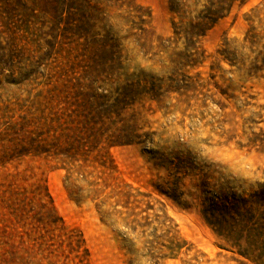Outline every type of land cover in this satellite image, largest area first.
Listing matches in <instances>:
<instances>
[{
	"label": "rangeland",
	"instance_id": "obj_1",
	"mask_svg": "<svg viewBox=\"0 0 264 264\" xmlns=\"http://www.w3.org/2000/svg\"><path fill=\"white\" fill-rule=\"evenodd\" d=\"M35 1L44 11L22 39L26 61L18 35L0 34V124L19 115L35 120L36 96L59 100L73 128L93 126L97 149L114 166L109 181L144 195L128 207L145 227L129 222L123 199L98 207L80 182L70 198L56 161L69 138L54 142L51 133L45 150L59 156L11 148L3 157L0 243L3 229H14V199L32 203L14 231L24 250L11 255L0 244V264H264V0L234 5L191 42L173 35L167 0H86L92 20L71 31L52 20L47 0ZM21 63L29 76L22 85ZM118 134L123 144L107 149ZM43 185L55 230L33 199L45 194ZM163 214L184 241L171 259L161 257L164 231L155 230ZM68 231L86 253L71 251ZM38 232L51 249L38 250Z\"/></svg>",
	"mask_w": 264,
	"mask_h": 264
},
{
	"label": "trees",
	"instance_id": "obj_2",
	"mask_svg": "<svg viewBox=\"0 0 264 264\" xmlns=\"http://www.w3.org/2000/svg\"><path fill=\"white\" fill-rule=\"evenodd\" d=\"M167 1L173 20V35L175 37L184 36L186 41L188 40V42H191L202 38L205 32L209 30L218 19L224 17L231 11L234 5L243 6L249 0H203L201 10H197V7L200 6V0ZM117 2L124 3L127 1L117 0ZM87 5L88 2L86 0H47L46 6L51 12L52 20L57 23L58 26L63 23V30L71 31L81 24L91 22L92 18L89 17V14H87L85 10ZM43 11L44 9H41L35 0H0V34L6 31L10 32L11 35H18L20 41L18 44V58L21 62L26 61L25 58L21 59L26 49L25 45L22 43V39L25 34L31 33ZM139 20H142V18H139ZM17 74L20 77L21 85L29 79V76H27V68L23 63L20 64ZM55 89L58 88H54L53 90L55 91ZM54 99L56 98H50V96L48 98L44 96L39 98L36 96V100L32 103L36 105L39 115L36 116L35 120L31 119V116L19 115L18 118L13 121L0 124V168L3 170L2 173L4 175L9 174L7 171L8 168L4 166L7 160L4 162L3 158L8 149L20 148L22 156L31 154L33 158L41 154L49 156L56 154H50L51 152L49 150H45L47 148L44 143L48 142V138L52 133V141L54 142L69 138V140H66L69 141V144L66 145L64 149L61 148V150L65 151L61 152L63 157H60L56 161L59 164L57 168L64 171L63 185L70 198H76L77 194L72 191V188L74 187V183L80 182L89 188L91 196H87V198L93 202L97 201L98 207L105 205H109L111 208L116 207L118 202L115 198L123 199L126 208L136 203L138 197L144 196L139 193L137 189H133L127 184L122 186L115 185L109 181V179H116L112 173V171H114V166L108 153H101V151L97 149L100 140L97 142L93 126H88L87 124L86 126H82L81 129H79V127L73 128L70 125L74 123L72 122V115L65 113L61 108H56L59 100L53 104ZM10 119H14V116L11 115ZM76 119H79V117ZM77 124H80V122H77ZM75 130L79 131L80 135L70 136V133ZM122 137L123 136L118 134L112 136V138H107L105 147L108 149L117 145H122ZM94 151H96V153L90 159L89 155ZM79 154L80 157H78ZM56 156L59 155L56 154ZM89 168L93 169V171H88ZM97 168L100 169L99 177L97 174H93L95 170H98ZM98 179L102 181L99 182ZM43 187L45 194H37L33 199H36L35 201L42 211L41 216L45 224H50V227H53V230H55L58 228L57 222L47 219L53 207L47 189L44 185ZM106 190H108L107 193H105ZM134 191L135 193H133ZM45 198L48 200L47 202ZM111 199L114 201L108 202ZM31 203L32 199H29L26 195L14 199L13 204L9 208L10 211L8 212L9 215L13 217L15 225L13 231L8 233L3 229L4 240L0 243L3 245L2 252L17 255L20 250H24L21 237L16 241V234L14 231L19 227V223H22L23 226L26 223L29 218L27 215L30 211L28 210V205ZM128 208V217L131 218L129 222L133 223L137 228L145 227L135 222L134 219L138 214L135 213L134 209ZM155 217L158 220L155 230L162 229L164 231V234L160 236L161 239L164 240L160 243L162 251L161 257L164 259L175 258L178 252L183 248L184 241L180 240L177 234L172 232V226L164 214ZM142 220L146 221L147 217ZM48 238L50 237H46L44 234H39L38 232L37 236L33 239L39 242L37 245L39 251H42L44 248L45 250L51 249L53 244ZM66 240L67 245L76 256L80 250L86 253V249L83 247V241L76 239L69 231L66 234ZM24 253L26 252L24 251Z\"/></svg>",
	"mask_w": 264,
	"mask_h": 264
}]
</instances>
